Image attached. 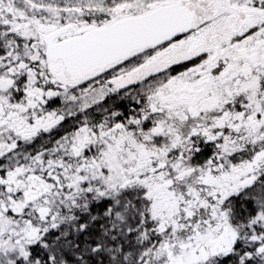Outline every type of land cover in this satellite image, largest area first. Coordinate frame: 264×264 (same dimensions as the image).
I'll return each mask as SVG.
<instances>
[{"label": "snow or ice", "instance_id": "6c2138e0", "mask_svg": "<svg viewBox=\"0 0 264 264\" xmlns=\"http://www.w3.org/2000/svg\"><path fill=\"white\" fill-rule=\"evenodd\" d=\"M0 264H264V0H0Z\"/></svg>", "mask_w": 264, "mask_h": 264}]
</instances>
